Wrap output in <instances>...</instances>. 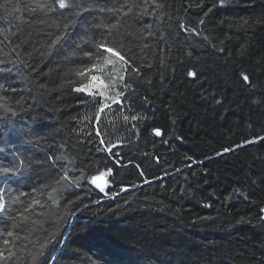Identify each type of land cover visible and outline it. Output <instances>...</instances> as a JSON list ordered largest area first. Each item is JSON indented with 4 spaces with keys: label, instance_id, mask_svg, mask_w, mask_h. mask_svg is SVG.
Listing matches in <instances>:
<instances>
[{
    "label": "trees",
    "instance_id": "obj_1",
    "mask_svg": "<svg viewBox=\"0 0 264 264\" xmlns=\"http://www.w3.org/2000/svg\"><path fill=\"white\" fill-rule=\"evenodd\" d=\"M64 2L0 0V264H264V0Z\"/></svg>",
    "mask_w": 264,
    "mask_h": 264
},
{
    "label": "snow or ice",
    "instance_id": "obj_2",
    "mask_svg": "<svg viewBox=\"0 0 264 264\" xmlns=\"http://www.w3.org/2000/svg\"><path fill=\"white\" fill-rule=\"evenodd\" d=\"M82 2H87V0H82ZM99 2H100V0H92V3H94V4H96V5H99ZM57 4H58L59 9H61V10H65L66 6H65V2H64V0H57ZM5 6L7 7V5H5ZM39 7H40V8H47L48 5H47V4H41V5H39ZM26 11H27V9H26ZM32 11H36V9H32ZM93 11H95V12H97V13H99V14H103V11H102L101 7H96V8H94V9H93V8H87V9H82V11H81V18L85 16V13H93ZM60 15H63V11L60 12ZM81 20L83 21L84 24H87V29H86V30L83 29L82 25H80V24H78L77 27H79V30H81V31L84 32V35H87V32H88V31H94V29L92 28V24L95 23V21H93V22H89L87 19H81ZM71 27H72V26L69 25V29H71ZM76 35H78V32H73V31H71V30L64 31L63 35H57L55 39L51 40V45L56 47L58 44H62V43L65 44V43H67L69 40H72L73 37L76 36ZM97 47L100 48L101 50H104V51H107V52H109V53H112V49L106 47V46H105L104 44H102V43H101V44H97ZM81 51H83V50L81 49ZM88 54H90V50H89V53H85V55H88ZM121 59L123 60V57H121ZM106 62H107V61H106ZM92 67L94 68V67H96V65H93ZM90 71H91V69H85V70H82V71L78 72V75L81 76V77H84V76H86ZM187 75H188V76H193L194 73L191 72V71H189V72L187 73ZM243 79H244V81H248V80H249V77H248L247 75H245V76L243 77ZM91 80H92V81H96V80H97V77L92 76V77H91ZM84 90H85V89H84V88H81V87H77V88L75 89V91L78 92V93H79V92H82V91H84ZM90 90H91V89H90ZM12 115L15 116L16 113H13ZM125 119H128V117H125ZM131 119H132L133 121H137L139 118H138L137 116H132ZM153 131L155 132V135H156V136H160V135H161V133H160V129L157 128V129H154ZM157 133H158V134H157ZM245 143H248V141H245ZM3 151H4V149H3V148H0V152H3ZM224 151H225V152H228L229 149L225 148ZM216 155H220V153H216ZM10 164H11V166H7V165L0 164V169H2V173L5 174L6 176H7V175H14L15 172H16V169H17L16 164L11 163V162H10ZM101 175H103V173H102ZM92 180H93V178H92ZM261 182L264 183V181H261ZM92 183H93V182H92ZM93 184H94V183H93ZM99 189H100V188H99ZM100 191H104V189H103V190L100 189ZM237 191H239V189H237ZM242 195H244V194L242 193ZM246 198H247V197L245 196V199H246ZM260 211H261L262 213H264V208H262ZM261 220L264 221V217H261ZM8 235L10 236L11 233H8ZM4 243L7 244L8 241L5 240Z\"/></svg>",
    "mask_w": 264,
    "mask_h": 264
},
{
    "label": "rangeland",
    "instance_id": "obj_3",
    "mask_svg": "<svg viewBox=\"0 0 264 264\" xmlns=\"http://www.w3.org/2000/svg\"><path fill=\"white\" fill-rule=\"evenodd\" d=\"M113 82H114L113 74L112 77L109 78L108 82L103 78L102 80L99 79V77H97L96 81H92L90 78L89 82L86 85L81 86V88H84L85 92L99 94L102 98V102L104 104H107L108 102L113 100L112 99L114 96V92L112 88Z\"/></svg>",
    "mask_w": 264,
    "mask_h": 264
},
{
    "label": "water",
    "instance_id": "obj_4",
    "mask_svg": "<svg viewBox=\"0 0 264 264\" xmlns=\"http://www.w3.org/2000/svg\"><path fill=\"white\" fill-rule=\"evenodd\" d=\"M155 133V132H154ZM158 134V133H157ZM93 183L99 187H104L106 183V177L104 175H95L93 177Z\"/></svg>",
    "mask_w": 264,
    "mask_h": 264
}]
</instances>
